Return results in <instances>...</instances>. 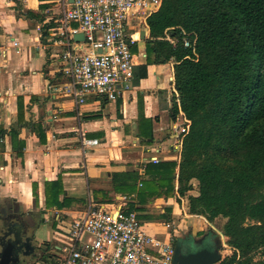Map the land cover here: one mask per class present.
Returning <instances> with one entry per match:
<instances>
[{
  "label": "crops",
  "instance_id": "0c3cea01",
  "mask_svg": "<svg viewBox=\"0 0 264 264\" xmlns=\"http://www.w3.org/2000/svg\"><path fill=\"white\" fill-rule=\"evenodd\" d=\"M71 2L0 0V127L6 130L0 141V198L15 201L24 213L51 212L34 231L36 242L43 244L42 259L67 244L65 228L87 203L109 206L122 197L148 235L173 244L196 242V249L213 247L217 239L225 238L215 226L219 218L210 223L188 213V200L177 193L176 182L166 195H155L152 187L141 191L142 183L152 177L145 174V165L156 164L148 161L151 157L158 163L180 159L182 136L171 125L183 126L186 119L180 110L173 115L178 106L174 61L148 64L147 75L136 81L138 67L150 60L145 44L149 29L146 20H130L125 29L135 43L129 88L113 100L89 94L76 105L53 89L66 81L64 46L55 42L54 31L62 8ZM140 113L150 119V143L141 141L139 132L146 128ZM10 131L24 143L21 155L13 149ZM82 138H96L99 144L83 147ZM56 180L61 189L58 199L65 203L61 209L45 203L46 183ZM192 183L188 194L196 195L197 181Z\"/></svg>",
  "mask_w": 264,
  "mask_h": 264
},
{
  "label": "trees",
  "instance_id": "16d2710c",
  "mask_svg": "<svg viewBox=\"0 0 264 264\" xmlns=\"http://www.w3.org/2000/svg\"><path fill=\"white\" fill-rule=\"evenodd\" d=\"M146 23L150 60L136 81L148 64L173 60V115L180 110L189 126L179 161L146 164L152 177L141 191L166 195L176 182L188 213L210 223L225 218L221 232L231 253L216 264H264V0H161ZM141 119V141L150 143V119ZM5 133L0 127V141ZM9 134L21 155L24 143ZM193 180L196 195L188 194ZM59 185L46 183L47 207L65 206Z\"/></svg>",
  "mask_w": 264,
  "mask_h": 264
},
{
  "label": "built area",
  "instance_id": "2783aa9c",
  "mask_svg": "<svg viewBox=\"0 0 264 264\" xmlns=\"http://www.w3.org/2000/svg\"><path fill=\"white\" fill-rule=\"evenodd\" d=\"M161 0H72L56 21L55 42L64 46L61 55L63 85L53 88L76 105L89 94L115 99L129 88L133 76L135 39L125 25L145 21ZM83 34L81 41L74 36ZM12 45L19 51L17 41ZM185 45L188 42L185 41ZM189 121L171 127L183 136ZM83 147L98 145L96 138H82ZM148 161L158 163L156 157ZM125 197L109 206L87 203L65 228L68 242L59 251L35 264H171L174 244L148 235L137 213L125 208ZM166 226H170L166 222Z\"/></svg>",
  "mask_w": 264,
  "mask_h": 264
},
{
  "label": "flooded vegetation",
  "instance_id": "af4514ba",
  "mask_svg": "<svg viewBox=\"0 0 264 264\" xmlns=\"http://www.w3.org/2000/svg\"><path fill=\"white\" fill-rule=\"evenodd\" d=\"M41 212L42 210L24 213L15 201L0 198V252L8 244V240L15 237L16 227L13 224L17 222L21 229L20 239L13 243L10 257H17V264H30L39 251L41 255L44 248H41L34 236L35 227L43 217ZM7 232L9 234L5 235ZM10 264L14 263L10 261Z\"/></svg>",
  "mask_w": 264,
  "mask_h": 264
},
{
  "label": "water",
  "instance_id": "95a60500",
  "mask_svg": "<svg viewBox=\"0 0 264 264\" xmlns=\"http://www.w3.org/2000/svg\"><path fill=\"white\" fill-rule=\"evenodd\" d=\"M75 40H82L83 34L78 33L74 36ZM51 212H47L46 210H42L41 214L43 215L40 218V222L45 221V215H49ZM16 227L15 237L10 241L8 240V244L1 250L0 252V264H17V257L11 258V248L13 243H17L20 239V226L16 222L13 224ZM9 233H5L8 235ZM196 242H190L186 244H181L176 242L174 244V252L172 257L171 264H216L222 258L220 253V247L222 246L221 239H217L213 247L209 245H204L203 247L196 249Z\"/></svg>",
  "mask_w": 264,
  "mask_h": 264
},
{
  "label": "rangeland",
  "instance_id": "374dc122",
  "mask_svg": "<svg viewBox=\"0 0 264 264\" xmlns=\"http://www.w3.org/2000/svg\"><path fill=\"white\" fill-rule=\"evenodd\" d=\"M224 221H225V218H219L215 222V226L220 228V232H221V227H222V224H223ZM0 228H2L1 223H0ZM222 242L225 243V238L222 239ZM41 246H43V244ZM41 248H43V247H41ZM40 252L41 251L38 252V254H37L38 256H36L34 259H32V262L30 264H35V262L42 261V256H40V254H39ZM220 253H221V256L223 257V256H225L227 254H230L231 250L225 244V245L220 247Z\"/></svg>",
  "mask_w": 264,
  "mask_h": 264
}]
</instances>
